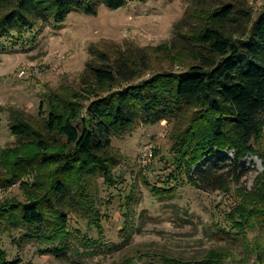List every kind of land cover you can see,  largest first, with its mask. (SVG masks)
Masks as SVG:
<instances>
[{"label": "trees", "instance_id": "1", "mask_svg": "<svg viewBox=\"0 0 264 264\" xmlns=\"http://www.w3.org/2000/svg\"><path fill=\"white\" fill-rule=\"evenodd\" d=\"M138 1L144 0H0V40L16 45L27 33L62 23L72 12L96 16L100 6L116 11ZM208 20L186 47H195L193 42L199 46L186 70L157 71L144 79L145 62L120 54L106 63L103 55L99 66L87 64L102 92L90 88L87 97L73 93L69 99H45L39 106V113L45 112L40 128L15 116L17 123L10 129L22 142L0 153V188L19 185L25 200L0 204L1 235L12 237L20 248L37 244L42 255L67 264L75 262V256L94 258L111 249L101 238L106 218L100 208L101 187L126 183L125 175L117 173L122 154L113 139L142 124L167 121L173 123L171 169L161 186L146 183L158 202L172 203L183 183L206 192L222 191L237 201L225 213L228 229L213 223L210 234L216 243L203 255L155 254L158 261L146 264L242 259L264 264V170L251 190L238 187L246 175L245 158L256 154L264 166V154L258 151L264 137V8L255 12L246 2L221 1ZM228 152L234 153L231 171L226 170ZM138 192L131 185L123 195L124 226L133 231ZM72 217L77 222L82 218L101 236L72 227ZM124 230L120 236L126 237ZM0 264L35 263L9 258L0 245Z\"/></svg>", "mask_w": 264, "mask_h": 264}, {"label": "rangeland", "instance_id": "2", "mask_svg": "<svg viewBox=\"0 0 264 264\" xmlns=\"http://www.w3.org/2000/svg\"><path fill=\"white\" fill-rule=\"evenodd\" d=\"M221 1L246 2L255 12L264 8V0H144L116 11L100 6L96 16L72 12L62 23L41 25L27 33L16 45L0 40L3 46L0 47V153L22 142L10 129L11 124L17 123L15 116L35 122L33 125L40 128L45 112L40 114L39 106L42 102L44 105L45 99L55 95L69 99L73 93L87 97L90 88L102 92L87 70V64L99 66L103 55L108 59L106 63L114 62L113 58L120 54L140 64L145 62L148 71L144 79L157 71L188 69L194 64V51L199 46L193 42L195 47H186L191 46L192 35L209 21L212 7H218ZM38 29L40 34L32 38ZM59 54L64 55L62 61H56ZM23 69L26 73L20 75ZM78 100L85 103L83 98ZM172 127L173 123L167 121L142 124L129 135L113 139V145L122 154V165L117 173L125 175L126 183L115 189L101 187L103 204L100 208L106 217L101 238L112 248L94 258L75 256V262L69 264H122L128 258L133 260L131 264H146L158 261L153 258L155 254L199 257L216 243L210 234L214 222L229 228L225 213L236 203V197L222 191L206 192L183 183L177 189V198L165 205L158 202L146 184L161 186L166 180L173 158ZM258 147L264 154V137ZM225 155L229 166L226 170L231 171L234 153ZM243 162L246 175L240 178L238 187L251 190L264 166L256 154ZM240 171L238 169V173ZM131 185L139 190L137 215L132 221L136 225L134 231L124 226L122 213L125 210L123 195ZM10 200H25L19 185L0 188V204ZM79 221L81 223L72 217V227L78 226L89 236L99 237L95 228H88L82 218ZM123 230L126 237L120 236ZM253 235L255 233H250ZM12 241V237L0 234V245L9 258L19 257L23 262L35 264H67L54 256L42 255L37 244L20 248ZM226 264L257 263L242 259L227 260Z\"/></svg>", "mask_w": 264, "mask_h": 264}, {"label": "built area", "instance_id": "3", "mask_svg": "<svg viewBox=\"0 0 264 264\" xmlns=\"http://www.w3.org/2000/svg\"><path fill=\"white\" fill-rule=\"evenodd\" d=\"M257 2H261L262 0H256ZM64 59V55L62 54H59L56 56V61H62ZM26 73V69H23L21 72H20V75H24Z\"/></svg>", "mask_w": 264, "mask_h": 264}]
</instances>
